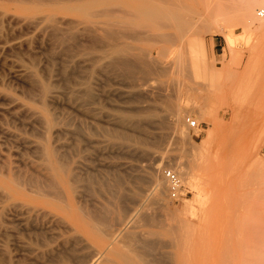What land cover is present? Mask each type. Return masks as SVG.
Returning <instances> with one entry per match:
<instances>
[{
	"label": "rangeland",
	"instance_id": "obj_1",
	"mask_svg": "<svg viewBox=\"0 0 264 264\" xmlns=\"http://www.w3.org/2000/svg\"><path fill=\"white\" fill-rule=\"evenodd\" d=\"M261 2L0 0V264H264Z\"/></svg>",
	"mask_w": 264,
	"mask_h": 264
},
{
	"label": "bare ground",
	"instance_id": "obj_2",
	"mask_svg": "<svg viewBox=\"0 0 264 264\" xmlns=\"http://www.w3.org/2000/svg\"><path fill=\"white\" fill-rule=\"evenodd\" d=\"M262 2H261V5H262V8H263V11H264V0H261ZM258 4L259 3H256V4H254V3H252L251 4V6L249 7V9L250 8H253V9H256V7L258 6ZM122 8V7H121ZM122 10H123V8H122ZM106 11V10H105ZM115 11H117V10H115ZM112 12V11H111ZM111 12H105V14L106 15H109ZM118 12V11H117ZM119 12H122V11H119ZM118 12V13H119ZM123 12H124V10H123ZM148 12H150V11H148ZM148 12H146L145 14L147 15L148 14ZM152 12V14L154 13L153 11H151ZM258 12V11H257ZM87 13L89 14V11H87ZM91 13V12H90ZM116 13V12H115ZM84 14V13H83ZM85 14H86V12H85ZM84 14V15H85ZM92 14L93 15H91V16H94V13L92 12ZM119 14H121V13H119ZM122 14H124V13H122ZM150 14V13H149ZM148 14V15H149ZM90 15V14H89ZM125 15H126V13H125ZM129 15V14H128ZM165 15H169L168 13L167 14H165ZM90 16V17H91ZM170 16V15H169ZM257 16V15H256ZM256 16H255V19H256V24H257V26L259 27V28H264V15L262 16V17H257L256 18ZM87 17H88V15H87ZM89 17V18H90ZM85 18V17H84ZM87 19V18H86ZM89 21V20H88ZM119 21H121V20H119ZM125 21V20H124ZM90 22V21H89ZM73 23V22H72ZM122 23V22H121ZM121 23H117V25H119V27H121L122 28V26H123V24H121ZM157 23H159V22H157ZM120 24L122 25V26H120ZM125 24H128V23H125ZM116 25V26H117ZM115 26V25H114ZM128 26V25H127ZM124 28L126 29L127 27H125L124 26ZM65 30V29H64ZM114 34V33H113ZM123 34V33H122ZM131 34L134 36V38L136 37V40H138L141 36H140V32H135V31H132L131 32ZM119 35V34H118ZM140 36V37H139ZM129 37V36H128ZM137 37H138V39H137ZM124 38H126V37H124ZM127 39V38H126ZM225 39H226V42H227V44H228V46L229 47H231L233 44H234V39H233V36L231 35V33L230 32H226L225 33ZM135 40V41H136ZM132 41H134V39L132 40ZM129 47H131L130 45L128 46V48H127V46H125V45H120L119 47H116L115 49H116V52L117 53H119V54H122L123 56L126 54V53H128V49L129 50H131V48H129ZM136 47V46H135ZM134 49V48H133ZM135 57H137V59H139L140 57L139 56H135ZM141 57H142V55H141ZM119 58V57H118ZM122 58V57H121ZM118 60V59H117ZM129 61H131V60H129ZM148 62V61H147ZM119 64H121V66H125V67H127V68H131V67H135L134 65H132L130 62H128L126 59H120V61L118 62ZM147 64V63H146ZM120 66V65H119ZM145 67H147V69L148 70H150L151 69V65H146ZM77 91V90H76ZM43 92H47V88L46 87H44L43 88ZM75 92V91H74ZM81 93H83V96H90V93H91V91H90V88L89 87H86L85 89H84V91H82V92H80V94ZM72 100L74 101V99L72 98ZM77 100V99H76ZM85 101H86V99H85ZM168 107V106H167ZM175 110H177L176 108H175ZM185 122H186V119H185ZM187 124V123H186ZM176 126V125H175ZM178 127V126H177ZM198 127H199V125H198ZM197 127V128H198ZM196 129V128H195ZM182 135H183V133H182ZM65 161V160H64ZM45 162H46V165H47V167L49 168V170L51 171V173H52V175H53V177H55V178H59V179H62V180H64L65 182H68V181H70V182H72L73 180H72V178H70V176H69V172L67 171V169L65 168V166H64V164H62V163H60L59 161H58V159H57V157L55 156V153H54V151H52V150H46V153H45ZM158 168V167H157ZM62 175V176H61ZM64 175L66 176L65 178H64ZM181 175H183L182 173H181ZM158 176V175H157ZM180 178V177H179ZM180 181H181V179H180ZM163 191V190H162ZM116 217V216H115ZM117 218V217H116ZM131 218V217H130ZM117 223V222H116ZM101 227V226H100ZM103 228V227H102ZM107 230H109V229H107ZM107 230H103V233L106 231V234H107ZM111 231V230H110ZM111 233V232H110ZM112 235V234H111ZM113 235H115V234H113ZM135 236H137L136 234H135ZM134 235H127L126 233L124 234V233H122L121 232V230H119L117 233H116V237L118 238V239H121V240H125V241H127L128 243H129V245L130 246H132L133 247V249H132V247L130 248L133 252V254H135V255H137V256H141L142 258H145L144 259V262H145V260H146V258H148L147 260H146V262H148L149 260L151 261V259H149V257H147L148 256V250L147 251H145V244L144 243H142V242H140L139 243V241H138V239H139V236H137L138 237V239H137V237H135ZM140 240H142V238H140ZM148 242V241H147ZM146 242V243H147ZM150 245H151V243H150ZM109 247V246H108ZM147 249H150L149 247H147ZM151 250H153V249H151ZM153 256V255H152ZM151 256V257H152ZM93 257V256H92ZM153 259H154V257H153ZM149 261V262H150ZM148 262V263H149Z\"/></svg>",
	"mask_w": 264,
	"mask_h": 264
},
{
	"label": "built area",
	"instance_id": "obj_3",
	"mask_svg": "<svg viewBox=\"0 0 264 264\" xmlns=\"http://www.w3.org/2000/svg\"><path fill=\"white\" fill-rule=\"evenodd\" d=\"M264 11H258V16H263ZM186 123L189 129L198 127V123L194 118L187 117ZM162 175L168 184V195L171 200H178L182 196V185L179 175L172 169L165 168L162 170Z\"/></svg>",
	"mask_w": 264,
	"mask_h": 264
}]
</instances>
